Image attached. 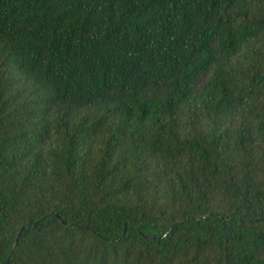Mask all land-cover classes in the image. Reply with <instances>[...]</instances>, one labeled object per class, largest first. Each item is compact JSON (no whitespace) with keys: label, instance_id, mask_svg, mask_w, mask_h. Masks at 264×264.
I'll list each match as a JSON object with an SVG mask.
<instances>
[{"label":"trees","instance_id":"obj_1","mask_svg":"<svg viewBox=\"0 0 264 264\" xmlns=\"http://www.w3.org/2000/svg\"><path fill=\"white\" fill-rule=\"evenodd\" d=\"M0 264H264V0H0Z\"/></svg>","mask_w":264,"mask_h":264}]
</instances>
